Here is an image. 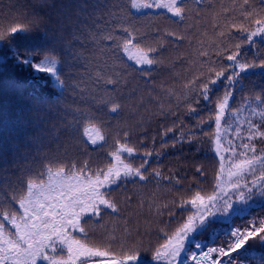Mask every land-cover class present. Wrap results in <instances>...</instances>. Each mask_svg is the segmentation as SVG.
I'll use <instances>...</instances> for the list:
<instances>
[{
    "label": "trees",
    "instance_id": "trees-1",
    "mask_svg": "<svg viewBox=\"0 0 264 264\" xmlns=\"http://www.w3.org/2000/svg\"><path fill=\"white\" fill-rule=\"evenodd\" d=\"M242 3L243 0H184L181 18L155 7L132 10L130 0H0V30L7 32L12 26L29 23L38 29L31 35L13 34L11 42L0 43V157L6 158L9 171L19 175V170L11 165L14 157L25 151L36 157V169L65 150L69 160L81 164L88 160L91 168L106 169L115 164L110 153L116 151L117 141L135 148L131 157L123 153L122 159L133 167H139L147 159V171L141 170L147 179L129 177L120 180L118 186H110L108 191L118 211L102 209L101 216L86 225L88 242L119 254L120 241L125 236L126 248L133 241H142L141 264H154L152 252L190 214L177 207L182 199L190 197L188 186L194 185L193 191L203 188L210 194L220 171L221 158L215 147V104L226 91V81L222 77L213 86L210 101L196 91L186 90L184 85L201 74L207 76L209 67L217 70L223 67L227 69L225 75L231 74L232 62L227 55L235 51L236 44H241V62L255 59L259 63L264 58V38L255 37L250 44L246 39L248 33L241 30L240 26L249 32L256 27L241 14ZM113 4L119 7L115 9L117 16L110 18L106 13ZM261 9L264 0H249L246 8L254 13H260ZM259 18L254 14L253 21ZM124 28L135 37L127 53L113 41L102 39L111 32L122 43L128 38ZM221 32L225 35L221 36ZM90 33H95L96 39ZM141 48L155 49L149 53L155 63L137 64L135 59H129L136 57ZM13 50L30 53L37 60L54 53L66 85L64 90L61 92L49 75L17 65ZM217 52L222 54L218 56ZM97 73L119 83L106 84L97 79ZM241 77L243 91H234L231 114L222 118L221 124H226L236 109L245 106L244 96L253 98L264 90V69H249ZM106 93L120 108L116 113L109 112L107 107L96 111L94 123L101 129L104 140L92 145L85 135L89 122L82 119L77 125L73 118L77 108L97 109L96 100L107 99ZM189 106L195 111H190ZM201 120L207 123L201 124ZM125 132L129 134L127 139ZM88 135H92L90 128ZM147 152L152 155L146 157ZM197 167L202 168L204 176L197 174ZM156 171L160 172L159 177L155 176ZM177 179L179 185L175 184ZM2 194L10 198L7 189ZM165 204L167 208L163 207ZM14 207L18 209V205ZM253 218H264V207L253 205L251 213L243 220L236 218L232 227L245 228ZM97 219L99 223L95 222ZM6 226L14 231L10 225ZM223 226L212 223L196 239L206 245L203 248L221 245L224 237L216 239L215 244L212 240L213 231ZM125 228L129 233H124ZM110 234L116 240L107 249ZM194 244L188 243V252ZM247 247L257 259L264 255V246L258 239L250 240ZM101 259L105 258L94 257L89 264H99ZM245 264L256 261L246 259Z\"/></svg>",
    "mask_w": 264,
    "mask_h": 264
},
{
    "label": "snow or ice",
    "instance_id": "snow-or-ice-1",
    "mask_svg": "<svg viewBox=\"0 0 264 264\" xmlns=\"http://www.w3.org/2000/svg\"><path fill=\"white\" fill-rule=\"evenodd\" d=\"M248 4L249 0H243L240 5L243 10L241 14L246 20L254 22L255 30L249 32L247 28L240 27L243 32L248 33L247 42L252 44L255 37L264 38V9H261L260 13H254V10L247 11ZM130 6L132 10L152 7L166 9L173 16L181 18L185 11L184 0H130ZM118 7L119 5L116 4L111 5L106 15L115 18L117 16L115 9ZM254 14L259 15L260 18L253 21ZM37 30L33 23L17 24L10 27L7 32L0 30V43L5 40L11 42L13 34L31 35ZM123 31L128 34V38L122 43L111 32L104 34L102 39L113 41L118 48H122L127 53L135 37L128 28H124ZM220 35L224 36L225 33L221 32ZM90 37L96 39V34L90 33ZM240 49L241 44H236L235 51L227 55V60L232 62L231 74L225 75L227 69L223 67L219 70L209 67L207 76L201 74V77L184 85L186 90L196 91L198 96L210 101L214 91L213 86L222 77L226 81V91L222 97L217 98L215 104L217 155L221 158L220 171L216 174L210 194L203 188L193 191L194 185L188 186L190 197L182 199L177 207L189 211L190 214L182 226L172 235L167 236L165 243L152 252L151 259L155 264L161 262L179 264V258L185 250L186 243L189 242L195 243L196 248L202 249L206 245L196 237L207 232L212 223L224 225L213 231L212 243L215 244V240L221 237L225 238V242L218 246L207 247V251L201 252L196 264H245L246 259L255 260L256 264H264V255L257 259L255 253L247 247L248 242L254 239H258L264 246V218L249 220L245 228L232 227L236 218L243 220L251 213L253 205L264 207V150L257 154L255 143L257 140H264V90L253 98L243 97L249 113V117L243 122L246 123L247 128L245 130L240 123H237L234 136V139H240L241 143L236 145L232 141L228 142L226 150H230L233 156L229 157L227 162L220 152L221 121L226 115L231 114L230 99L234 91H243L241 73L257 67L264 69V58H260L259 63H256L255 59L252 62L247 60L241 62ZM154 51L155 49L152 48L146 51L141 48L136 57L129 56V59H135L137 64L152 65L155 61L149 53ZM221 54L217 52L218 56ZM201 55L207 53L201 52ZM12 57L17 65L25 69L34 70L37 74L49 75L55 86L61 92L64 90L66 85L61 79L59 62L54 53L46 54L43 59L37 60L30 53L21 54L19 50H13ZM97 79L114 86L119 83L118 80L105 78L100 73H97ZM197 81H199L198 89ZM106 95L107 99L96 100L97 109L82 111L77 108L73 118L77 125L82 119L89 122V126L85 128V135L92 145L104 140L101 129L94 123L96 111H103L107 107L109 112L116 113L120 108V104L115 102L111 95L107 93ZM189 107L190 111H195L194 108ZM244 110V108L236 109L235 115L238 116ZM209 119L212 117L210 116ZM200 123L204 124L207 121L201 120ZM68 127L70 129L72 125L69 124ZM89 128L92 135H88ZM123 135L127 139L129 134L125 132ZM117 144L116 151L110 153L115 164L106 169H93L88 160H84L82 164L74 159L69 160L67 150L48 160L41 169H36V157H30L25 151L14 157L11 167L19 170V175L14 176L9 171L6 158L0 157V163L3 164L0 167V264H38V261L43 264H89L94 257L105 258L101 259L99 264H141L142 241H133L132 246L126 248L128 237L125 236L120 241L119 254L110 250H101L100 247L88 242L90 237L86 225L94 217L99 218L102 209H111L113 213L118 211L117 204L108 191L110 186H118L120 180L129 177H138L141 181L147 179L144 171H147L145 165L149 161L144 159L139 167L125 163L122 154L127 153L131 157L136 150L126 143L121 144L117 141ZM151 155V152L145 153L146 157ZM45 159H47L46 154ZM142 169L144 171H141ZM196 172L199 176L205 175L200 167H197ZM154 174L160 176L159 171ZM225 175L227 179L224 178ZM175 184L179 185L180 180L177 179ZM5 189L8 190L10 198L2 194ZM257 197L259 200L254 199ZM14 205H18V209ZM163 207L168 206L165 204ZM169 214L174 215V213ZM216 217L222 219L214 220L213 218ZM95 222L99 223V220ZM6 224L14 231H11ZM124 233H129V229L125 228ZM115 240L116 236L110 234L107 249H111V242ZM193 259H196L195 255Z\"/></svg>",
    "mask_w": 264,
    "mask_h": 264
},
{
    "label": "rangeland",
    "instance_id": "rangeland-1",
    "mask_svg": "<svg viewBox=\"0 0 264 264\" xmlns=\"http://www.w3.org/2000/svg\"><path fill=\"white\" fill-rule=\"evenodd\" d=\"M253 106H255V105H253ZM243 108L245 110L241 111L238 116L232 115V117L230 118V120L226 124H221L222 130L220 132V142H219L220 143V152L223 156H225L226 162H227L229 157L233 156V153L230 150H226L228 148V142L232 141V143H234L236 145H239L241 143L240 139H234L235 129H236L237 123H240L241 127H243L245 130L247 128L246 123H243L245 121V119L249 117V113L247 111V105H245ZM244 134L245 133H242V135H244ZM263 141L264 140H257L255 142L256 147H257V154H259V152L261 150H264V142ZM215 147H216V153H217V147H218L217 140H216ZM257 175H259V172H257ZM224 178L227 179V176L225 175ZM249 179H251V177H249ZM254 199L259 200L258 197L254 198ZM216 218L222 219L219 217H216ZM187 246H188V243H186L185 250L179 258V264H196V260L199 259L201 252L207 251V248L198 249L195 247V244H194L193 250L188 252ZM194 255L196 256V259H193ZM152 263L155 264L154 261H152ZM161 264H165V262H161Z\"/></svg>",
    "mask_w": 264,
    "mask_h": 264
}]
</instances>
